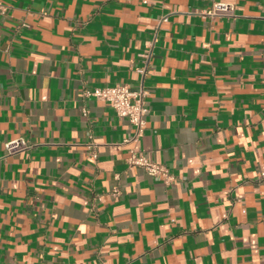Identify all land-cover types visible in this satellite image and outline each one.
I'll use <instances>...</instances> for the list:
<instances>
[{
    "label": "crops",
    "instance_id": "1",
    "mask_svg": "<svg viewBox=\"0 0 264 264\" xmlns=\"http://www.w3.org/2000/svg\"><path fill=\"white\" fill-rule=\"evenodd\" d=\"M1 1L0 264H264V0ZM119 83L148 91L139 142L84 93Z\"/></svg>",
    "mask_w": 264,
    "mask_h": 264
},
{
    "label": "built area",
    "instance_id": "2",
    "mask_svg": "<svg viewBox=\"0 0 264 264\" xmlns=\"http://www.w3.org/2000/svg\"><path fill=\"white\" fill-rule=\"evenodd\" d=\"M7 6L0 0V12L5 13ZM203 15H209L212 18L219 17H235V4L223 0H214L212 7L204 12ZM168 16L165 15L161 21H167ZM150 54L146 55L147 64ZM147 66L140 68V71L145 74ZM85 95L95 97L99 100L109 102L116 110L120 117L127 118L134 126L133 134L126 139L128 142H139L145 134L146 116L149 108L146 97L148 91L144 85L137 89H133L128 84L119 83L113 86L96 87L94 89H86ZM86 113V112H85ZM33 144L23 137L9 140L5 144L7 154H15L31 148ZM87 147L91 149L93 158L97 157L96 144L93 141L87 143ZM127 163L131 167L142 168L148 175L165 184H171L175 181V176L170 171L168 166L151 160L143 151L131 149L127 157ZM117 192V190H115Z\"/></svg>",
    "mask_w": 264,
    "mask_h": 264
}]
</instances>
